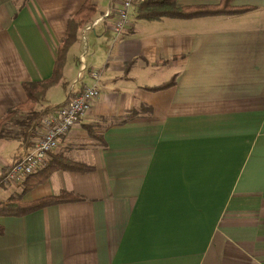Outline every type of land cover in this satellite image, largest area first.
<instances>
[{
  "label": "crops",
  "instance_id": "crops-1",
  "mask_svg": "<svg viewBox=\"0 0 264 264\" xmlns=\"http://www.w3.org/2000/svg\"><path fill=\"white\" fill-rule=\"evenodd\" d=\"M140 1L117 36L121 0H93L97 12L78 30L59 82L36 104L49 114L92 83L89 71L101 72L91 111L49 157L94 169L57 170L24 194L0 187L11 188L7 200H82L0 216V264H264V0H232L253 7L242 14L154 21L138 19ZM83 2L0 0V118L25 103L24 83L52 77ZM19 115L20 124L27 113ZM43 119L28 144L20 124L17 146L5 125L0 173L41 137Z\"/></svg>",
  "mask_w": 264,
  "mask_h": 264
},
{
  "label": "trees",
  "instance_id": "trees-1",
  "mask_svg": "<svg viewBox=\"0 0 264 264\" xmlns=\"http://www.w3.org/2000/svg\"><path fill=\"white\" fill-rule=\"evenodd\" d=\"M178 0H142L137 3V17L148 21L160 20L162 18H175V19H195L207 16H220V15H235L246 13L253 9L250 6L234 7L232 0H220L217 4L211 5H194V6H181ZM97 7L93 0H84L79 11L69 19L66 35L61 41L57 57L54 64V71L50 79L41 82H28L24 83L23 87L27 96L25 103L20 104L10 109L6 115L0 118V137L5 132V125L14 120L20 113H27V117L20 122L22 126V135L25 143L28 144L33 137V133L40 126L43 116H45L51 108L37 111L35 109L46 94L47 90L57 84L62 76L64 65L66 62V55L75 42H77L78 30L83 28L92 17L96 14ZM175 79H172L159 86L149 88L152 91L163 90L170 88L174 85ZM70 100V99H69ZM68 100V101H69ZM68 101L58 106H64ZM127 120L123 119L121 123H126ZM17 160H20L19 158ZM13 164V163H12ZM5 167L0 173V179L12 166ZM94 168L88 166L83 162L71 160L63 156H53L48 164L42 167L37 172L28 176L22 186V194L30 191L31 189L46 183L51 175L57 170H69L71 172L86 173L92 171ZM82 200L81 197L69 192H62L58 195L44 196L32 201H23L21 198H11L8 200H0V216L3 217H22L31 212L38 211L43 208L68 202H75ZM4 232L3 225L0 224V235Z\"/></svg>",
  "mask_w": 264,
  "mask_h": 264
},
{
  "label": "built area",
  "instance_id": "built-area-1",
  "mask_svg": "<svg viewBox=\"0 0 264 264\" xmlns=\"http://www.w3.org/2000/svg\"><path fill=\"white\" fill-rule=\"evenodd\" d=\"M137 0H121L115 11L112 29L115 35H122L130 25V13ZM108 15V14H107ZM81 59V70H85V61ZM101 72L89 71L92 79L90 85L82 87V91L70 98L64 105L44 116V131L33 147L20 160L13 162L5 175L0 179L1 185H21L31 174L37 172L49 162L50 155L59 147L60 140L72 128L81 122L91 111L95 100L100 96ZM81 76V73L79 74Z\"/></svg>",
  "mask_w": 264,
  "mask_h": 264
},
{
  "label": "rangeland",
  "instance_id": "rangeland-1",
  "mask_svg": "<svg viewBox=\"0 0 264 264\" xmlns=\"http://www.w3.org/2000/svg\"><path fill=\"white\" fill-rule=\"evenodd\" d=\"M130 16H131L130 18L135 19L134 18L135 17L134 16V9L131 11V15ZM70 59H71V57H70ZM80 78H81V76H80ZM61 96H62V92L58 91L56 94H54V96L52 98L55 99V100H58ZM22 117H23L22 115H19L14 121L10 122L12 129L9 130V134H11L12 140L14 139V145L15 146H17V144H18V142H19V140L21 138L19 120ZM59 145H60V143H59ZM6 186H4V187H6ZM0 187H2V185ZM9 189H11V188H8V189H1L0 188V200H7L8 196H7V193H5V191H9Z\"/></svg>",
  "mask_w": 264,
  "mask_h": 264
}]
</instances>
